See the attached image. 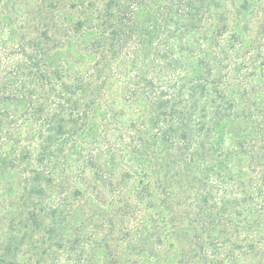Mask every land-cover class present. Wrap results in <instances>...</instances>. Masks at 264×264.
<instances>
[{
	"label": "trees",
	"instance_id": "obj_1",
	"mask_svg": "<svg viewBox=\"0 0 264 264\" xmlns=\"http://www.w3.org/2000/svg\"><path fill=\"white\" fill-rule=\"evenodd\" d=\"M0 264H264V0H0Z\"/></svg>",
	"mask_w": 264,
	"mask_h": 264
}]
</instances>
